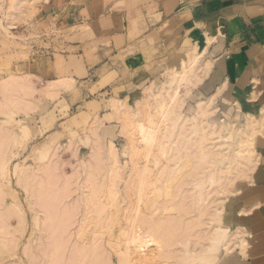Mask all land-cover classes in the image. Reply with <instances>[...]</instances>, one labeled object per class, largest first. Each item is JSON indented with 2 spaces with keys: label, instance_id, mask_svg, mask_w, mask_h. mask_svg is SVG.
Segmentation results:
<instances>
[{
  "label": "rangeland",
  "instance_id": "374dc122",
  "mask_svg": "<svg viewBox=\"0 0 264 264\" xmlns=\"http://www.w3.org/2000/svg\"><path fill=\"white\" fill-rule=\"evenodd\" d=\"M41 1L0 0V264H55L57 261L56 264H66L67 261H70L71 264H87V261L90 262L89 264H100L101 262L97 263V261H101L103 257L102 264H111L108 260L109 257H107L109 253L112 257V264H118L119 257L117 253L113 252V249H110L109 244H102L100 240L93 245L91 244L92 246H88L77 242L79 240L76 236L81 222L85 225L86 221V225L89 224L92 227L99 220L101 225V220L105 215L104 211L106 210L107 213L109 209L105 207L106 209L102 213L103 207L102 204L100 206L98 203L100 202L98 198L102 193L104 194L105 186L109 184L107 176L110 177L114 170L121 176L115 182V185L120 186L119 195L121 198L126 197V189L129 187L125 188V186L135 179L133 187L131 186L132 188L128 190L135 193L131 196V199L137 198L136 195L141 194L143 189H145L144 192L148 189L152 190L153 185L149 186L148 189L145 185L138 191L139 186L144 183H141V175L145 172L147 174L148 171L151 173L148 174L153 178L159 170L154 184L159 187L168 186L171 188L173 195L171 199H166V203L160 197L161 200H159L163 203H159L162 206L173 204L175 210L165 213L167 217L163 216L164 220H154L155 216L151 217L152 220L149 222L153 225L147 222V219L144 220V222H147L146 226L151 224L150 227H166L163 228V231L159 229L158 231L161 232L156 231L154 233V235L158 233L157 238L160 235L164 237L163 232L165 233L167 227L171 230L170 232L167 230L166 233L168 234H165V237L171 234L167 237L168 239L160 236L161 238L150 241L145 247L147 255L150 252L148 256L150 260L146 261L147 263L150 262L148 264L152 262V264H208V262L215 264L220 260L222 261H220L221 264H236L235 258L239 261V264H264V233L263 235L253 233L248 224L240 233L242 237L248 239L242 249L240 246H235L233 247L235 249L231 247L232 250L225 247L221 253L216 250L201 253L209 249V245L206 246L207 244H211L209 238L214 234L216 222L209 218L214 217L215 220L214 213L219 206L216 204L217 202L220 204L224 200L222 202L224 204L223 222L227 226L233 224L232 212L236 208V201L241 200L240 196L247 185L248 178L251 176L253 157L255 155L256 160L257 157L255 151H253L254 146L251 140L253 150L242 143L246 149L245 152L243 151L246 157L245 159L240 158L238 163L239 156L236 154L235 149L238 147L237 138L239 133L245 127V119L237 115L228 94L218 89L220 80L214 75L211 76L212 68L204 73L202 69L204 51L200 50V46L187 45L186 41H181L182 35H179L178 38H172V49L160 53L156 62L153 61L148 64L146 70L132 71L130 76H121L118 79L116 76H110L107 81L102 82L106 85L101 92H94L92 86L89 87L91 89L90 94L83 95L78 91L75 92L74 83L68 84L65 79L56 83L52 81L51 84L41 83L35 75L39 72L40 66L37 57L41 53L38 50L47 47L50 43L48 37L43 39L38 33L41 28L38 29L34 25L35 15ZM199 51H201V55L197 60L198 62L196 61L189 67L183 68L182 64L187 60L189 61V58H192ZM59 86L72 91L60 95L56 90ZM211 97L212 99L209 100ZM167 100L170 101L167 102ZM160 101L164 103H160ZM165 102L167 104L173 102L174 107H172V103L170 106ZM200 102L206 104L209 109L203 116L205 120L199 118L200 106L198 105ZM167 106L168 108H166ZM160 108L163 110L158 111ZM168 109L176 110V117L174 116L171 120H165L164 117V110ZM115 111L120 114L119 118L116 116L112 118L111 113L116 114ZM135 119H138L139 123ZM133 120L134 123L132 124ZM124 123L126 124V130L123 127ZM141 123L145 127L149 126L150 123L152 128L149 126L147 129L151 130L153 134L155 133L154 136H157L155 139L153 137L152 141L147 144L142 141V136H140L142 134L139 135L141 132L138 124ZM204 124L207 125L205 130L214 129L218 125L217 127H221L219 129L220 135L228 136L225 139L223 138V141V139L217 137L219 132L214 133V135L209 134V139L208 134H206L208 137L202 139V143V140L199 139L200 131L199 133L197 131ZM228 124L232 127L230 133H228V127H226ZM153 126L156 127L153 128ZM165 128L168 132L165 131ZM163 131L169 135H165ZM95 140L99 145L94 144ZM199 140L200 143H198ZM159 145L161 146L159 147ZM114 149L115 158L114 156L113 158L117 160L111 162L112 150ZM178 158H183V161L186 158L188 159L186 166L181 168L183 175L178 174L180 172L176 173V169L180 166ZM92 159L93 161L88 162L91 165H88L87 160ZM176 159H178L177 164H175ZM106 169L108 170L106 171ZM109 170L111 173H108ZM130 172L134 173L133 179L129 178ZM210 174L211 176L213 174L217 177L222 176V178H218L217 181L215 179L217 183L213 180L214 184H212L207 182ZM102 175L104 176L102 177ZM197 176L199 177L197 178ZM142 180L144 181V178ZM198 182L200 186L197 185ZM201 183L203 184L201 185ZM134 187L137 192H135L136 189H134L135 191L132 190ZM148 192H150L149 195L152 193V191ZM218 193L220 194L218 195ZM200 195H204L205 200L203 203H206L207 207L206 204L201 203ZM85 197L90 201L86 207H94H89L93 211L87 215L85 211L89 208L85 210ZM184 199H186V202ZM188 199L192 200L189 201ZM181 201L185 203V206H180L183 205ZM179 202L180 205H178ZM121 204H119L122 207L120 212L118 211L119 216L122 215L123 208L126 206L124 203ZM213 209H215V212H213ZM110 210L114 212L115 209L111 207ZM111 216L110 219L116 220L113 214ZM169 217H171V221ZM165 220H167L168 226H166V223L163 225ZM178 220L182 221L179 222ZM169 222L175 225L173 227L174 231L171 229ZM240 222L243 223L239 216ZM156 224L157 226H155ZM158 225L160 226L158 227ZM178 226L180 227L178 228ZM180 229L181 232H179ZM232 230L228 228V234L233 233ZM248 232L252 236L248 235ZM172 235H174V240L171 239ZM165 239L168 242L163 241ZM188 240H191V243ZM159 244H162L163 247H159ZM169 244L170 246H168ZM192 246L193 248H191ZM81 247L83 251L80 252L79 248ZM69 249L71 250L69 251ZM225 249L226 251L229 249L228 252L224 251ZM88 250H92L90 257L87 252H84ZM152 250L153 253H151ZM93 251L94 253H92ZM142 252L143 250L140 253L141 255H143ZM146 252L144 255H146ZM194 252L196 253L194 254ZM84 253L87 254L85 257L90 260H85L86 258L82 256ZM69 254H71L70 259H68ZM93 256L98 258L96 262Z\"/></svg>",
  "mask_w": 264,
  "mask_h": 264
},
{
  "label": "crops",
  "instance_id": "0c3cea01",
  "mask_svg": "<svg viewBox=\"0 0 264 264\" xmlns=\"http://www.w3.org/2000/svg\"><path fill=\"white\" fill-rule=\"evenodd\" d=\"M34 25L50 41L38 50L35 75L41 83L65 79L83 95L92 86L101 92L110 76L146 70L172 49V38L182 35L187 45H199L204 73L212 68L218 89L245 119L243 130L254 126L248 130L254 132L249 134L257 160L233 212L243 229L249 225L263 235L264 0H42ZM56 90L60 95L72 91Z\"/></svg>",
  "mask_w": 264,
  "mask_h": 264
},
{
  "label": "bare ground",
  "instance_id": "6f19581e",
  "mask_svg": "<svg viewBox=\"0 0 264 264\" xmlns=\"http://www.w3.org/2000/svg\"><path fill=\"white\" fill-rule=\"evenodd\" d=\"M199 56H200V54H198V53H195L194 55H193V57L192 58H189L190 60L188 61H185V63L184 64H182L183 65V68H187V67H189L190 65H192L194 62H196L197 60H198V58H199ZM198 62V61H197ZM180 71V70H179ZM191 73V72H190ZM199 79H200V76H199ZM66 82V81H65ZM68 83H69V81H67ZM61 83V82H60ZM175 88L177 89V87L175 86ZM178 90V89H177ZM170 92H172V91H170ZM178 92V91H177ZM165 94V93H164ZM166 95V94H165ZM180 95V94H179ZM179 97V96H178ZM175 98V97H174ZM167 99V98H166ZM165 99V100H166ZM17 100V99H16ZM168 101H170V100H167V102ZM162 101H160V103H161ZM159 103V102H158ZM162 103H164V102H162ZM166 103V102H165ZM172 103V107H174V104H173V102H171ZM171 103L170 104H167V105H170L171 106ZM176 104V103H175ZM138 105V104H137ZM164 105V104H163ZM163 105H161V107H163ZM15 106V105H14ZM145 106H146V104H145ZM158 106V105H157ZM198 106H200L199 107V111H198V114L200 115V117L199 118H201L202 120L205 118H203V116L208 112V110L209 109H207V106H206V104H203V103H199V105ZM137 107H139V106H137ZM143 107V106H142ZM176 107V106H175ZM115 108V107H114ZM157 108H159V107H157ZM166 108H168V106L166 107ZM9 110V109H8ZM116 110V109H115ZM163 110V109H162ZM161 110V108H160V110H158V111H162ZM116 111H118V110H116ZM115 111V112H116ZM138 111H139V109H138ZM147 111V110H146ZM149 112V111H148ZM118 112H116V114H117ZM138 113H140V112H138ZM143 113V112H142ZM164 117H165V120H171L174 116H175V114H176V110H173V109H168V110H164ZM115 114V116L116 117H118L120 114H117L116 115ZM148 114V113H147ZM150 114V113H149ZM124 115V114H123ZM126 115V114H125ZM124 115V116H125ZM138 115V114H137ZM143 115H145V113H143ZM161 115V114H160ZM131 116V115H130ZM127 117H129V116H127ZM152 117H154V116H152ZM176 117V116H175ZM119 118V117H118ZM121 118V117H120ZM124 118V117H123ZM122 118V119H123ZM131 118V117H130ZM149 118V117H148ZM162 118H163V116H162ZM141 119V118H140ZM154 119V118H153ZM200 119V120H201ZM136 120V119H135ZM205 120V119H204ZM122 121H124V120H122ZM137 121V123H139L138 121V119L136 120ZM135 121V122H136ZM98 122V121H97ZM157 122V121H156ZM165 122V121H164ZM129 124H130V122H128ZM132 124L134 123V120H133V122H131ZM148 123V122H147ZM158 123V122H157ZM169 123V122H168ZM120 124H121V126H122V123L120 122ZM145 124H146V122H145ZM167 124V123H166ZM165 124V125H166ZM172 124V123H171ZM208 124V123H207ZM139 125V130H140V132L141 133H139V131L137 130V132L139 133V135L140 134H142V135H140V136H142V141L144 142V143H149V142H151L152 141V139H153V137H154V139L157 137V136H154V134H153V132L151 131V130H148L147 129V127H149L150 126V123H149V126H147V127H145V125L143 124V123H141V124H138ZM164 125V126H165ZM209 125V124H208ZM211 125V124H210ZM126 126V124L124 123V125H123V127H125ZM218 126V125H217ZM215 127V125H214V129H208V130H205V129H207V128H205V127H207V125H205L204 124V126L202 127H200L199 128V130L197 131L198 133H199V131H200V138L199 137H197V138H199V139H207L206 137H208V139L210 138V135L209 134H213L214 135V133L215 134H217L218 132H219V134L217 135V137L219 138H221V139H225L227 136H222V135H220V131H219V129L221 128H219V127ZM128 127V126H127ZM131 127H133V126H131ZM151 128H152V126H150ZM154 127H156V126H153V128ZM210 127H212V126H210ZM250 127L252 128V127H254L253 125L251 126L250 125ZM250 127H248L249 129H250ZM97 128V127H96ZM129 128V127H128ZM128 128H127V130H128ZM164 128V127H163ZM168 128V127H167ZM167 128H165V131H167L168 132V130H166ZM184 128V127H183ZM248 128H247V130L245 129V130H243L242 129V131H241V133H239V137L237 138L238 139V149L236 150L235 149V151H237V155L239 156V158H238V160L241 158V159H245V157H246V154H243L244 152H245V148H244V144L249 148V149H252V145H251V141H250V134H253L254 132L253 131H250V130H248ZM93 129H95V128H93ZM123 129V128H122ZM121 129V130H122ZM131 130H132V128H130ZM135 129V128H134ZM137 129V128H136ZM135 129V130H136ZM160 129V128H159ZM227 129V128H226ZM231 127H229L228 128V133H230L231 132ZM257 129V128H256ZM125 130H126V127H125ZM157 130V129H156ZM182 130V129H181ZM253 130H255L254 128H253ZM3 131V130H2ZM134 131V130H133ZM154 131V130H153ZM165 131H163V132H165ZM256 131V130H255ZM4 132V131H3ZM96 132V131H95ZM122 132V131H121ZM127 132H129V131H127ZM135 132V131H134ZM136 132V134H138ZM156 132V131H155ZM133 133V132H132ZM250 133V134H249ZM1 134H3V133H1ZM158 135H159V132L157 133ZM206 134H208V136L206 135ZM243 134V135H242ZM127 135V134H126ZM164 135V134H163ZM165 135H169V134H167L166 132H165ZM164 135V136H165ZM171 135V134H170ZM197 135V134H196ZM196 135H194V136H196ZM97 136V135H96ZM136 137H138L137 135H135ZM161 136V135H160ZM164 136H162V137H164ZM129 137V136H128ZM166 137H168V136H166ZM216 137V136H215ZM96 139H99V138H96ZM137 139V138H136ZM161 139H163V138H161ZM193 139H195V138H193ZM220 139V140H221ZM224 139H223V141H224ZM203 140H202V143H203ZM96 141L97 140H95L94 141V144L96 143ZM138 141V140H137ZM142 141H138V142H142ZM164 141H166V140H164ZM196 141V140H195ZM198 141V140H197ZM130 142H131V140L129 141V144H130ZM133 142V141H132ZM160 142V141H159ZM111 143V142H110ZM164 143V142H163ZM198 143H200V140H199V142ZM220 143V142H219ZM241 143V144H240ZM242 143H244V144H242ZM97 145H99L98 143H96ZM152 144H154V143H152ZM158 144V143H157ZM216 144V143H215ZM226 144V143H225ZM110 145H112V144H110ZM133 145V144H132ZM135 145V144H134ZM133 145V146H134ZM140 145V144H139ZM144 146H145V144H143ZM218 145H220V144H218ZM161 145H159V147H160ZM203 146V145H202ZM215 146V145H214ZM243 146V147H242ZM96 147V146H95ZM112 147V146H111ZM143 147V146H142ZM147 147H150V146H147ZM217 147V146H216ZM98 148H99V146H98ZM137 148V147H136ZM202 149H203V147H201ZM200 148V149H201ZM244 148V149H243ZM93 149V148H92ZM139 149H141V148H139ZM221 149V148H220ZM136 150V149H135ZM221 150H223V149H221ZM253 150V149H252ZM97 151V150H96ZM99 151V150H98ZM113 152V155L111 156L110 155V153H109V155L111 156V162H112V160H114V158H115V154H114V151H115V149L114 150H112ZM133 151V150H132ZM139 151V150H138ZM163 151V150H162ZM202 151V150H201ZM201 151H199V153H201ZM213 151V150H212ZM244 151V152H243ZM254 151V150H253ZM92 152H95V151H92ZM109 152V151H108ZM164 152V151H163ZM206 152V151H205ZM204 152V153H205ZM209 152V151H208ZM98 153V152H97ZM96 153V154H97ZM100 153V152H99ZM133 153H136V152H133ZM166 153V152H165ZM195 153H197V152H195ZM204 153H202V154H204ZM239 153V154H238ZM102 154V153H101ZM108 154V153H107ZM140 155L142 154V153H139ZM151 154V153H150ZM198 154V153H197ZM201 154V155H202ZM207 154V153H206ZM205 154V155H206ZM254 154V153H253ZM92 155V154H91ZM103 155V154H102ZM156 155V154H155ZM195 155V154H194ZM223 155H224V153H223ZM226 155V154H225ZM113 156H114V158H113ZM137 156V155H136ZM92 157V156H91ZM101 157V156H100ZM104 157V156H103ZM137 157H139V156H137ZM157 157V156H156ZM97 158V157H96ZM108 158H110V157H108ZM132 158V157H131ZM158 158V157H157ZM190 158V157H189ZM254 160H253V163H252V165H251V168H253V166H254V162H255V155H254ZM100 159H103V158H100ZM179 159V164H180V168L178 167L177 169H176V171H174V172H176V173H178V172H180V173H178V174H182V170H181V168L183 167V166H186V164H187V158L185 159V161H183V158H178ZM178 159H176V161L178 160ZM236 159H237V157H236ZM95 160V159H94ZM115 160H117V159H115ZM115 160H114V162H115ZM156 160V159H155ZM159 160V159H158ZM190 160V159H189ZM233 160V159H232ZM91 161H93V159L92 160H87V163L88 162H91ZM102 161V160H101ZM100 161V162H101ZM109 161V160H108ZM175 161V162H176ZM235 161H237V160H235ZM103 162V161H102ZM149 162H150V160H149ZM240 162V160L238 161V163ZM243 162V161H242ZM94 163V162H93ZM117 163V162H116ZM115 163V164H116ZM132 163V162H131ZM178 163V161L175 163V164H177ZM183 165H182V164ZM211 163V162H210ZM246 163H247V161H246ZM245 163V164H246ZM97 164H98V162H97ZM113 164V163H112ZM157 164V163H156ZM185 164V165H184ZM235 164V163H234ZM242 164V163H241ZM244 164V163H243ZM244 164V165H245ZM88 165H91L90 163H88ZM94 165V164H93ZM100 165H103V164H100ZM134 165V164H133ZM104 166V165H103ZM109 166V165H108ZM121 166V165H120ZM137 166V165H136ZM177 166V165H176ZM90 167H94V166H90ZM134 167V166H133ZM96 168V167H95ZM105 168V167H104ZM111 168V167H110ZM135 168V167H134ZM149 168V167H148ZM153 168V167H152ZM151 168V169H152ZM243 168V167H242ZM119 169V168H118ZM130 169H132V168H130ZM140 169V168H139ZM201 169V168H200ZM221 169V168H220ZM91 170V169H90ZM93 170V169H92ZM102 170V169H101ZM103 170H105V169H103ZM108 169H106V171H107ZM124 170V169H123ZM138 170V169H137ZM174 170V169H173ZM195 170H196V168H195ZM202 170V169H201ZM97 171V170H96ZM112 171V170H111ZM131 171V170H130ZM146 171V170H145ZM114 173L111 175V174H109V175H111L110 177H108L107 176V180H108V182H109V184H108V182H106L108 185H106L105 187H106V189H105V191H104V194L102 193V195L98 198L99 199V201L100 202H98V201H96V202H98L99 204H100V206H101V204H102V207H103V209H102V213H103V211H104V209H106L105 207H107L109 210H107V213H106V210L104 211V217L102 218V220H101V218H100V220L102 221V223H101V225L99 224L100 222H99V220H98V223H94V225L91 227L89 224H87L86 225V221H85V225H83V222H81V224H80V226H79V231H78V233H77V237H78V240L79 241H77V242H80L81 244L83 243L84 245H93V244H95L97 241H100L101 240V243L102 244H109V247H110V249H113V252L116 254L117 253V255H118V264H144V263H146V264H148V263H150V262H146V261H148V259L150 260V258H148V256L150 255V252L148 253V255H147V252H146V246L148 245V243L150 242V241H156L158 238H161V237H163V235L161 236L160 234V236L157 238L156 236L158 235V233H157V235L155 234L154 235V233L156 232V231H158L159 229H161L162 231L164 230L163 228H166L165 226H162L163 228H157V227H150V225L152 224L151 222H149V221H151L152 219H151V217L153 218V216H155L154 218V220H156V219H163V216H165V217H167V215H165V213H167L168 211H173V210H175V206L172 204V205H169V206H162V205H160V203L159 202H161V203H163L162 201H160L161 199L163 200V201H165L166 203H167V200L168 199H171V197L173 196L172 195V191H171V188L170 187H168V186H163V187H159V186H156L154 183H155V181H156V179H157V174H158V172H159V170H158V172L156 173V175L152 178L151 177V175H149V174H151L149 171H148V175L146 174V172H145V174L143 173V175H141V183H143V185L141 184V186H139V189H138V191L140 190V188H143V186L145 187V185H146V187H147V189H148V187L149 186H152L153 185V187H151L152 188V190H149L148 189V191H152V193L149 195V193L150 192H148V191H145L144 192V190L145 189H143V192L141 193V194H139V195H136L137 196V198H136V200H135V198H132L131 199V196L132 195H134L135 193H133V192H129L128 190H129V188H132L133 186L132 185H134V181L136 180H133L132 182L130 181L129 183H128V185L125 183V185H127V186H125V188L126 187H129V188H127L126 190V193H127V195H126V193H125V196L126 197H124V198H121L120 197V195H119V193H120V186H117V185H115L116 183V181H117V178L118 177H121V176H119V173L116 171V170H114L113 171ZM161 172V171H160ZM217 172H218V170H217ZM221 172V171H220ZM223 172V171H222ZM221 172V173H222ZM108 173H111L110 172V170H109V172ZM107 173V174H108ZM123 173V172H122ZM131 173V172H130ZM139 173V172H138ZM195 174H196V172H194ZM89 174V173H88ZM99 174V173H98ZM103 174H105V173H103ZM133 174L134 173H131V175L129 174V178H132L133 177ZM215 174V173H214ZM212 175L211 176V174H210V176H208V181L207 182H211L212 184H214L213 183V180H214V182H215V179H216V181L218 180V178H222V176L221 177H217L216 175ZM218 174H220L219 172H218ZM248 174V173H247ZM38 175V174H37ZM121 175V174H120ZM145 175V176H144ZM147 175V176H146ZM183 175V174H182ZM197 175H199V174H197ZM222 175V174H221ZM87 176V175H86ZM89 176V175H88ZM104 175H102V177H103ZM106 176V175H105ZM143 176V177H142ZM192 176H194V175H192ZM200 176V175H199ZM199 176H197V178L199 177ZM98 177H100V176H98ZM196 177V176H195ZM195 177H193V178H195ZM217 177V178H216ZM19 178V177H18ZM23 178V177H22ZM139 178V177H138ZM142 178H144V181L142 180ZM202 178V177H201ZM133 179V178H132ZM23 180H25L24 178H23ZM104 180V179H103ZM120 180V179H119ZM199 180V179H198ZM197 180V181H198ZM98 181V180H97ZM190 181V180H189ZM188 181V182H189ZM197 181H196V183H197ZM221 181V180H220ZM30 182V181H29ZM200 182V181H199ZM198 182V184L197 185H199L200 183ZM202 182V181H201ZM193 183V182H192ZM215 183H217V182H215ZM218 183H220V182H218ZM222 184H223V182H221ZM98 184V183H97ZM105 184V183H104ZM118 184V183H117ZM203 183H201V185H202ZM209 184V183H208ZM104 186V185H103ZM123 186H124V184H123ZM132 186V187H131ZM136 186V185H135ZM193 186V185H192ZM200 186V185H199ZM216 186V185H215ZM220 186H222V185H220ZM104 187V188H105ZM198 187V186H197ZM103 188V187H102ZM125 188L123 189L124 190V192H125ZM136 188H138L137 186H136ZM135 187L132 189L133 191H135L134 189H136ZM192 188V187H191ZM205 188V187H204ZM170 189V190H169ZM224 189H225V187H224ZM30 190V189H29ZM131 190V189H130ZM188 190H190V189H188ZM205 190V189H204ZM221 190V189H220ZM171 191V192H170ZM174 191V190H173ZM199 191V190H198ZM203 191V190H202ZM207 191V190H206ZM135 192H137V189H136V191ZM148 192V193H147ZM183 192V191H182ZM204 192V191H203ZM202 192V193H203ZM221 192V191H220ZM234 193H235V190L233 191ZM238 192V191H237ZM187 193H189V192H187ZM201 193V194H202ZM42 194V193H41ZM40 194V195H41ZM46 194V193H45ZM100 194V193H99ZM198 195H199V193H197ZM203 194H205V193H203ZM220 193H218V195H219ZM37 195H38V193H37ZM187 195V194H186ZM31 196V195H30ZM97 196V195H96ZM122 196V195H121ZM204 196V195H203ZM203 196H199V198H201L202 199V202L201 203H203L204 202V200H205V197H203ZM92 197V196H91ZM121 199H120V198ZM160 197H162L161 199H160ZM86 199H85V201H86V205H85V210H86V208H89V207H86V206H88V202H90L89 200H88V198L87 197H85ZM95 198H97V197H95ZM94 198V199H95ZM187 198V197H186ZM196 198H198V197H196ZM216 198H218V197H216ZM84 199V198H83ZM98 199H96V200H98ZM160 199V200H159ZM167 199V200H166ZM186 199H184V201H185ZM189 200V199H188ZM192 200V199H191ZM191 200H189V201H191ZM219 200V199H218ZM220 200H223V199H220ZM84 201V202H85ZM134 201H136V202H134ZM207 201V200H206ZM224 201V200H223ZM222 201V202H223ZM83 202V203H84ZM176 202H178V201H176ZM182 203H183V201H181ZM186 202V201H185ZM196 202H197V200H196ZM208 202V201H207ZM210 202V201H209ZM222 202H220V204H218L219 202H217L216 204L217 205H219L217 208H216V212H215V209H213V212H215L214 214L213 213H211L212 215H214L215 216V220L213 219L214 217H212V218H209V219H211L212 221H215L216 222V225H214L215 227V231L213 232L214 234H213V236L212 237H210L209 238V241H211V244L209 243V244H207L206 246H208L209 245V249H207V250H205L204 252H201V253H205V252H211V251H218L219 253H221L223 250L222 249H224L225 247L226 248H230L231 250H232V248L233 247H235V246H240V248L242 249L243 248V246L244 245H246V242H247V240L248 239H246L245 237H242V235L240 234V233H242L243 232V228H242V226L240 225V224H238L237 223V221L235 220V218H236V215H237V212H232V214H233V216H231V218L233 219V224L232 225H226L224 222H223V220H222V212H223V207H224V204L222 203ZM126 204V206L123 208V212H122V215L121 216H119V214H118V211L120 212V209L122 208V207H120L119 206V204ZM172 203V202H171ZM192 203V202H191ZM121 204V205H122ZM165 204V203H164ZM185 203H183V205L181 204L180 205V202H179V204L178 205H180V206H185L184 205ZM199 204V203H198ZM204 204V203H203ZM206 204V203H205ZM204 204V205H205ZM210 204V203H209ZM215 204V205H216ZM48 205V204H47ZM95 205V204H94ZM167 205V204H166ZM176 205V204H175ZM189 206H191L190 204H188ZM202 205V204H201ZM180 206H178V207H180ZM209 206V205H208ZM54 207V206H53ZM112 207V209H115L114 210V212H112L113 210H110V208ZM114 207V208H113ZM177 207V206H176ZM199 207V206H198ZM203 207V206H202ZM206 207H207V204H206ZM52 208V207H51ZM90 208H94L93 206L92 207H90ZM87 209L86 211H85V214L87 215V214H89V212H92L93 210L92 209ZM195 208L196 209H198L196 206H195ZM53 209V208H52ZM177 209V208H176ZM181 210H182V208H180ZM199 209H200V207H199ZM189 210V209H188ZM187 210V211H188ZM202 210V209H201ZM200 210V211H201ZM207 210V209H206ZM205 210V211H206ZM209 210V209H208ZM178 211H179V209H178ZM199 211V212H200ZM50 212V211H49ZM182 212H184V211H182ZM206 212H208V211H206ZM240 212V211H239ZM169 213V212H168ZM177 213V212H176ZM179 213H180V211H179ZM185 213H188V212H185ZM51 214V213H50ZM111 214H113L114 216H115V218H116V220H114V219H110V218H112V216H111ZM117 214V215H116ZM198 214V213H197ZM85 215V216H86ZM103 216V215H102ZM113 216V217H114ZM184 216V215H183ZM203 216V215H202ZM86 217H88V216H86ZM90 217V216H89ZM101 217V216H100ZM147 217V218H146ZM176 217V216H175ZM180 217V216H179ZM179 217H177V218H179ZM204 217H206V216H204ZM95 218V217H94ZM170 218V221H171V217H169ZM176 218V219H177ZM182 218V217H181ZM202 218V217H201ZM96 219H97V217H96ZM145 219H147L146 221L147 222H149V223H151V224H149V226H146L145 224H147V222L145 223L144 222V220ZM148 219H150V220H148ZM166 219V218H165ZM195 219V218H194ZM87 220H89V219H87ZM153 220V221H154ZM160 220V221H161ZM164 220V219H163ZM193 220V219H192ZM210 220V221H211ZM82 221H84V220H82ZM95 221V220H94ZM97 221V220H96ZM166 221V222H165ZM164 222H163V225L166 223V226H168L167 224V220H165ZM179 221V220H178ZM182 221V220H181ZM181 221H179V222H181ZM184 221H186V220H184ZM89 222V221H88ZM159 222V221H158ZM172 222H173V220H172ZM172 222H169L170 224L172 223ZM177 222V221H176ZM179 222H177V223H179ZM193 222V221H192ZM199 222V221H198ZM176 223V224H177ZM183 223H186V222H183ZM155 224V223H154ZM161 225H162V223H160ZM187 224V223H186ZM67 225H69V224H67ZM153 225V224H152ZM180 225V224H179ZM195 225V224H194ZM197 225V224H196ZM64 226V225H63ZM89 226V227H88ZM116 226V227H115ZM155 226H157V224L155 225ZM160 225H158V227H159ZM173 227H175V225H173V224H171V229L173 230ZM180 226H178V228H179ZM68 228V227H67ZM117 228V229H116ZM186 228V227H185ZM189 228V227H188ZM233 229L232 231H233V233H231V234H228L229 232H227V229ZM116 229V230H115ZM150 229H152L151 231H150ZM184 229V228H183ZM200 229V228H199ZM167 230H169L168 229V227H167V229L165 230V233L163 232V234H164V237L163 238H167V237H169L171 234H169L168 236L166 235V237H165V234H168V233H166L167 232ZM118 231V232H117ZM171 230H169V232H170ZM174 231V230H173ZM178 231V230H177ZM176 231V232H177ZM192 231H193V229H192ZM230 231V230H229ZM51 232H52V230H51ZM158 232H161V231H158ZM179 232H181V229H180V231ZM209 232V231H208ZM174 233V232H173ZM172 233V234H173ZM187 233V232H186ZM190 233V232H189ZM188 233V234H189ZM205 233H207V232H205ZM162 234V233H161ZM175 234V233H174ZM208 234V233H207ZM212 234V233H211ZM176 235V234H175ZM204 235V234H203ZM206 235V234H205ZM209 235V234H208ZM248 235H250V233L248 232ZM209 236H211V235H209ZM232 237V238H231ZM174 238V235H172V238L171 239H173ZM184 238V237H183ZM77 239V238H76ZM168 239V238H167ZM170 239V240H171ZM188 239V238H187ZM208 239V238H207ZM69 240V239H68ZM169 240V241H170ZM174 240V239H173ZM172 240V241H173ZM163 241H167L168 242V240H163ZM171 241V242H172ZM176 241V240H175ZM188 241H190V243H191V240H188ZM188 241H186V242H188ZM158 242V241H157ZM178 242H180L179 240H178ZM195 242V241H194ZM228 242H230V244H228ZM88 243H90V244H88ZM105 244V245H106ZM152 244H153V242H152ZM167 244V243H166ZM172 244V243H171ZM184 244V243H183ZM197 244V243H196ZM73 245V244H72ZM91 245V246H92ZM104 245V246H105ZM158 245V244H157ZM164 245V244H163ZM202 245V244H201ZM200 245V246H201ZM228 245V246H227ZM75 246V245H74ZM73 246V247H74ZM80 246H82V245H80ZM95 246V245H94ZM156 246V245H155ZM163 247L162 246V244H159V247ZM168 246H170V244L168 245ZM167 246V247H168ZM172 246V245H171ZM186 246V245H185ZM206 246L204 247L205 249H206ZM71 247V246H70ZM86 247V246H85ZM96 247V246H95ZM100 247V246H99ZM108 247V248H109ZM150 247V246H149ZM190 247V246H189ZM188 247V248H189ZM202 248H203V246H201ZM232 247V248H231ZM86 248H89V247H86ZM92 248V247H91ZM100 248H103V247H100ZM182 248V247H181ZM191 248H193V246L191 247ZM196 248V247H195ZM65 249V248H64ZM80 250V252L81 251H83V249H82V247L81 248H79ZM82 249V250H81ZM93 249V248H92ZM105 249V248H104ZM143 250V255H141L140 253H141V251ZM162 249V248H161ZM168 249V248H167ZM201 249V248H200ZM233 249H235V248H233ZM71 249H69V251H70ZM139 250H141V251H139ZM189 250V249H188ZM197 250V249H196ZM196 250H193V251H196ZM228 250L229 249H227V251H226V249L224 250V251H226V252H228ZM230 250V251H231ZM92 250H88V251H84V252H87V254H88V256L90 257L91 255H90V252H91ZM95 251V250H94ZM94 251L92 252V253H94ZM106 251V250H105ZM148 251V250H147ZM165 251V250H164ZM170 251V250H169ZM182 251H183V249H182ZM184 251H186V249H184ZM53 252V251H52ZM78 252V251H77ZM76 252V253H77ZM145 252H146V255H144L145 254ZM154 251L152 250V252L151 253H153ZM161 252V251H160ZM171 252V251H170ZM189 252H191V250H189ZM69 253V252H68ZM71 253H73V252H71ZM109 253V252H108ZM156 253V252H155ZM164 253V252H163ZM182 253V252H181ZM196 252H194V254H195ZM198 253H200V252H198ZM197 253V254H198ZM55 254V253H54ZM78 254H79V252H78ZM83 254V253H82ZM87 254H85L84 253V255H82L83 257H85V255H87ZM100 254H102V253H100ZM104 254V253H103ZM165 254V253H164ZM187 254H188V252H187ZM193 254V253H192ZM73 255H75V254H73ZM110 253H109V255L107 256V257H109V262L112 264V257H110ZM152 255V254H151ZM205 255V254H204ZM203 255V256H204ZM207 255V254H206ZM69 256L70 257H68V259H70L71 258V254H69ZM94 256H96V255H94ZM93 256V257H94ZM103 256V255H102ZM161 256V255H160ZM165 256V255H164ZM202 256V257H203ZM76 257V256H75ZM80 257V256H79ZM83 257H81V258H83ZM93 257H92V259H93ZM101 257V256H100ZM106 257V256H105ZM152 258L154 257V256H151ZM185 257H188V256H185ZM190 257V256H189ZM201 257V256H200ZM52 258V257H51ZM77 258V257H76ZM80 258V259H81ZM86 259L85 260H90L89 258L87 259V257H85ZM95 258V257H94ZM102 258V257H101ZM104 258V257H103ZM102 258V259H103ZM151 258V259H152ZM157 258V257H156ZM182 258V257H181ZM100 259V258H99ZM102 259H101V261L100 260H98V258H95V262H96V260H98L97 261V263H100V264H102L103 262H102ZM189 259H191V258H189ZM189 259H188V261H189ZM73 260H74V258H73ZM83 260V259H82ZM106 260V259H105ZM104 260V261H105ZM153 260V259H152ZM155 260V259H154ZM194 260V259H193ZM50 261V260H49ZM62 261V260H61ZM67 261V260H66ZM184 261V260H183ZM221 261V260H220ZM220 261L219 262H217V263H219V264H221L220 263ZM58 262V261H57ZM56 262V263H57ZM94 262V263H95ZM222 262V261H221ZM55 263V264H56ZM68 263H70V261L68 262L67 261V263L66 264H68ZM76 263H78V262H76ZM85 263V262H84ZM87 264H89L90 262L89 261H87L86 262ZM92 263H93V261H92ZM153 263V262H152ZM151 263V264H152ZM217 263H215V264H217ZM54 264V263H53ZM71 264V263H70ZM75 264V263H74ZM106 264V263H105ZM208 264H212V263H210V262H208ZM214 264V263H213Z\"/></svg>",
  "mask_w": 264,
  "mask_h": 264
}]
</instances>
